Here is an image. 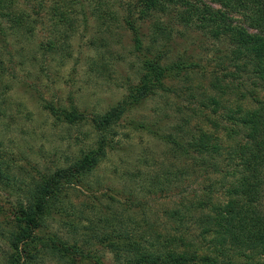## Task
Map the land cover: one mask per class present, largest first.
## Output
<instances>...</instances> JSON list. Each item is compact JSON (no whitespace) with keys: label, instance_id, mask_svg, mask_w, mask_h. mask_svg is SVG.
<instances>
[{"label":"trees","instance_id":"obj_1","mask_svg":"<svg viewBox=\"0 0 264 264\" xmlns=\"http://www.w3.org/2000/svg\"><path fill=\"white\" fill-rule=\"evenodd\" d=\"M43 1L0 0V36L31 33ZM48 1L63 25L79 12L101 28L121 12L139 80L103 114L45 106L56 123L88 121L96 135L53 171L23 177L0 145V194L11 204L0 207V264H264V0ZM184 39L203 49L185 52ZM55 42L41 46L54 54ZM191 76L209 93L179 88ZM157 96L178 120L130 128L167 147V168L144 156V174L124 173L133 186L97 196L86 178L118 145L120 121ZM158 194L169 205L155 211Z\"/></svg>","mask_w":264,"mask_h":264},{"label":"rangeland","instance_id":"obj_2","mask_svg":"<svg viewBox=\"0 0 264 264\" xmlns=\"http://www.w3.org/2000/svg\"><path fill=\"white\" fill-rule=\"evenodd\" d=\"M50 2L44 0L40 4L44 15L28 20L34 27L31 33L13 30L0 36V145L14 159L11 162L15 170L20 168L24 172L23 177L37 176L39 172L67 164L78 150L86 149L96 138L88 121L56 123L46 105L52 104L58 110L74 106L87 116L103 114L121 101L128 87L139 80L140 64L134 57L131 34L123 25L121 12L119 20H108L107 26L100 25L101 28L94 18L84 22L79 12L73 14L72 22L63 25L48 11ZM32 5L37 9L38 3ZM0 23L6 26L4 21ZM49 40H57L54 54L41 46ZM180 43L188 53L196 54L203 49L198 41L185 44L184 39ZM188 82L209 93L207 82L197 76L177 85L186 89L190 86ZM169 98L174 104L179 102L174 96ZM174 106L166 107L157 96L126 113L113 139L114 143L118 142L115 150L108 151L107 158L86 178L97 189V196L133 186L129 176L133 172L144 174L149 169L144 156L148 161L157 158L162 169L167 168L170 161L163 160L167 157V147L144 130L130 128V124L132 120L148 123L162 117V125L168 130L178 120ZM70 193L69 200L76 202ZM7 198L4 192L0 194V207L4 210L11 207V204L7 207ZM156 199L152 204L155 211L169 205L162 194ZM10 201L14 202L15 197ZM4 246L0 240V257ZM45 264L56 263L46 259Z\"/></svg>","mask_w":264,"mask_h":264}]
</instances>
